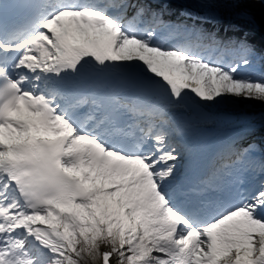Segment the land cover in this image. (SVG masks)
<instances>
[{
    "label": "snow or ice",
    "instance_id": "obj_1",
    "mask_svg": "<svg viewBox=\"0 0 264 264\" xmlns=\"http://www.w3.org/2000/svg\"><path fill=\"white\" fill-rule=\"evenodd\" d=\"M257 28L264 0H0V264H264Z\"/></svg>",
    "mask_w": 264,
    "mask_h": 264
},
{
    "label": "bare ground",
    "instance_id": "obj_2",
    "mask_svg": "<svg viewBox=\"0 0 264 264\" xmlns=\"http://www.w3.org/2000/svg\"><path fill=\"white\" fill-rule=\"evenodd\" d=\"M254 11L256 12L257 16L259 17L261 14V10L259 9V6L255 5L254 6ZM261 30L263 31V36H264V28H261Z\"/></svg>",
    "mask_w": 264,
    "mask_h": 264
}]
</instances>
